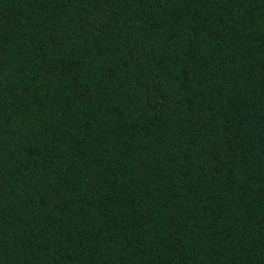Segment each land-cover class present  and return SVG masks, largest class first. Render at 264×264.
<instances>
[{"label":"trees","instance_id":"trees-1","mask_svg":"<svg viewBox=\"0 0 264 264\" xmlns=\"http://www.w3.org/2000/svg\"><path fill=\"white\" fill-rule=\"evenodd\" d=\"M0 264H264V0H0Z\"/></svg>","mask_w":264,"mask_h":264}]
</instances>
